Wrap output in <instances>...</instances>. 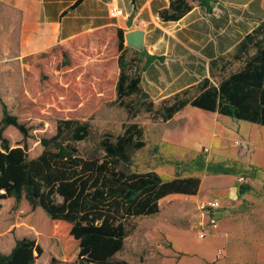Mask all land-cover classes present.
<instances>
[{
  "label": "rangeland",
  "instance_id": "1",
  "mask_svg": "<svg viewBox=\"0 0 264 264\" xmlns=\"http://www.w3.org/2000/svg\"><path fill=\"white\" fill-rule=\"evenodd\" d=\"M251 7L262 14L264 0H255ZM92 46L89 43L86 50L66 51L67 59L58 50L0 71V97L27 130L24 136L9 128L5 135L11 146L26 148L34 158L42 153L40 139L55 133L57 120L76 119L91 128L92 135L79 144L85 154L96 149L103 136L116 138L126 125L138 124L146 145L133 155L132 171H154L166 181L196 177L203 185L195 198L171 195L160 202V214L132 219L125 247L115 259L128 264H173L174 240L183 236L199 246L198 204L214 198L225 208L217 237L230 242L218 248L227 255L226 260H220L225 264H264V127L189 106L165 121L164 106L177 99L190 101L200 89L193 86L177 95L169 91L158 94L152 87L149 94L146 59L140 54L128 70L141 77V94L148 98L135 95L123 99L121 105L114 103L116 94H78L80 76L84 74L86 88L89 81L96 82L94 77L103 80L97 84L103 89L108 71L116 65L115 40L106 50ZM130 56L128 53L126 61ZM67 61L69 66L64 67ZM212 78L218 86L220 76ZM240 178H246L252 192L239 193ZM232 189L239 194L235 199L229 196ZM49 234V219L39 208L32 210L26 201L16 204L13 199L2 203L0 252L9 253L18 239L30 237L44 249L36 264H50Z\"/></svg>",
  "mask_w": 264,
  "mask_h": 264
},
{
  "label": "trees",
  "instance_id": "2",
  "mask_svg": "<svg viewBox=\"0 0 264 264\" xmlns=\"http://www.w3.org/2000/svg\"><path fill=\"white\" fill-rule=\"evenodd\" d=\"M198 1L209 10L208 0ZM189 10L190 7L184 11L179 8L178 13L170 15L166 11L160 15L164 21H178ZM125 37L120 29H104L25 59L58 50L67 59L66 51L86 50L89 43L93 44L91 49L106 50L115 40L116 65L105 78L107 86L97 87L103 80L94 77L96 82L89 81L86 88L83 74L76 92L116 94L114 103L122 105L123 99L135 95L149 97L141 94V77L129 73L128 67H133L136 59L126 61ZM245 41L255 52L239 71L223 78L218 86L205 79L194 99H177L164 106V120H171L189 106L264 127V22ZM146 59L147 65L163 60L156 56ZM0 104V208L4 201L13 199L16 204L26 201L32 210L43 211L49 219L50 264H128L115 257L125 247L130 221L160 214V202L171 195L195 197L200 191L202 182L196 177L166 181L154 171L131 170L133 155L146 145L138 124L126 125L116 138L103 136L96 149L83 154L79 144L92 135L90 126L76 119H60L55 133L40 139L42 153L31 158L26 148L11 146L5 132L15 128L27 136V130L18 117L9 113L1 97ZM249 190L250 186L241 185L239 193L245 195ZM11 250L0 252V264H36L44 254V249L30 237L18 239Z\"/></svg>",
  "mask_w": 264,
  "mask_h": 264
},
{
  "label": "crops",
  "instance_id": "3",
  "mask_svg": "<svg viewBox=\"0 0 264 264\" xmlns=\"http://www.w3.org/2000/svg\"><path fill=\"white\" fill-rule=\"evenodd\" d=\"M208 1L209 10L198 0H0V71L80 36L120 29L126 37L143 35L138 46L125 37L128 61L139 54L163 59L148 65L145 60L149 94L152 87L158 94L178 95L205 79L215 84L213 76L222 80L236 73L254 54L245 39L264 22V11L255 13V0ZM187 7L178 21L161 18L162 12L171 15ZM112 10H121L123 16L112 18ZM237 195L236 189L229 192L231 199ZM221 205L220 225L225 214ZM217 233L205 240L198 237V247L183 236L174 240L173 264H225L220 260H226L225 250L218 248L230 242Z\"/></svg>",
  "mask_w": 264,
  "mask_h": 264
},
{
  "label": "built area",
  "instance_id": "4",
  "mask_svg": "<svg viewBox=\"0 0 264 264\" xmlns=\"http://www.w3.org/2000/svg\"><path fill=\"white\" fill-rule=\"evenodd\" d=\"M112 18H119L123 16L121 10H112L110 13ZM241 185H248L246 178H240L239 180ZM222 211L221 202L217 199L202 201L198 204V212L202 218V221L199 225L200 234L199 239L205 240L211 234L218 231L220 227V213ZM221 253V251H220Z\"/></svg>",
  "mask_w": 264,
  "mask_h": 264
},
{
  "label": "water",
  "instance_id": "5",
  "mask_svg": "<svg viewBox=\"0 0 264 264\" xmlns=\"http://www.w3.org/2000/svg\"><path fill=\"white\" fill-rule=\"evenodd\" d=\"M142 36L139 32H133L128 34L126 39L135 46H138L141 43Z\"/></svg>",
  "mask_w": 264,
  "mask_h": 264
}]
</instances>
